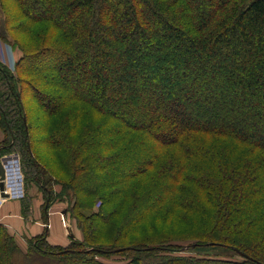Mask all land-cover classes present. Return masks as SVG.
<instances>
[{
  "label": "trees",
  "instance_id": "16d2710c",
  "mask_svg": "<svg viewBox=\"0 0 264 264\" xmlns=\"http://www.w3.org/2000/svg\"><path fill=\"white\" fill-rule=\"evenodd\" d=\"M15 2L0 159L25 221L64 202L81 239L0 222V264H264V0Z\"/></svg>",
  "mask_w": 264,
  "mask_h": 264
},
{
  "label": "rangeland",
  "instance_id": "374dc122",
  "mask_svg": "<svg viewBox=\"0 0 264 264\" xmlns=\"http://www.w3.org/2000/svg\"><path fill=\"white\" fill-rule=\"evenodd\" d=\"M5 1L15 11L19 9V7L17 6L15 0H5ZM189 1H192V0H189ZM195 5H197V3H194V6ZM29 9H30V12L31 13H34V14L40 13V10H39L38 7L34 8V9H31L29 7ZM196 13L198 14L197 11H196ZM2 19H3V13H2V10L0 8V20H2ZM23 36H25V35L24 34H19L18 38L21 39L22 41H27V38H24ZM8 39H10V38H8ZM7 42L0 38V62L3 63V64H5V66H7L11 71H14V62L21 56V52H20V50L18 48H16L15 46H13L11 44V42H8V43ZM20 89H21V92H22V99L24 101V104L27 107L28 111L31 112L30 106L32 108L33 105H35V101L37 99L35 100V99H31L30 98V96H29L30 95V92L28 91V89L25 86H23V85L20 86ZM41 115L42 114H37V112L34 113V116H33L34 123L32 125H39L41 123L40 122L41 121V118H42ZM162 127H164V125H162ZM15 155L16 154H9V155L3 156L2 158H4V157H12L13 163L16 162V171H17V166L18 165H17V161L15 160ZM4 166H5V169H6V176H8V178H9V186L7 187V181L6 180H5L6 183H4V185L6 184L7 192L11 194V192L15 191V193H18L17 196L22 197L23 196V193H24L23 185H22V175L19 176L20 188H19V190H17L16 189V185H15L14 172L12 170H9V171L7 170L6 163L4 164ZM28 193L30 195H32L34 193V191L33 190H29ZM1 199L2 198L0 197V200ZM36 205H37V203H36ZM65 209H66V203H64V202H57V203L53 204V206L51 207V210L52 211H57L59 213V217L61 219L60 220V223H61L63 229L66 230V234H65L66 235V238L64 240H63V237H60L58 234H54V236H56V241L55 242L57 244H62V245H65L66 243H69L71 239H76V237L74 235L75 234V231H76V233L79 232L78 235H80V239H81V233H80V231H77L78 229H76L74 221L71 220V218H70L69 215L65 216L66 215L65 214ZM33 214H34V210H33ZM62 219H65V223H66L65 225L62 224V223H64V220H62ZM44 222H47V220H45ZM172 225L173 224H164V225L160 224V226L163 229H168ZM157 226H159V225H157ZM53 227H54V229H59L55 225H53ZM180 243H187V242L182 241ZM22 245L24 246L25 244H22ZM208 251H211V249H209ZM211 252H214V251H211ZM205 255L212 256V254L209 253V252L208 253H205ZM239 257H241V255L236 253V255L233 256L232 258L238 259ZM100 260H102L105 264H113V263L115 264L118 261V260L115 261V259L112 258V257L109 258V260H104V259H100Z\"/></svg>",
  "mask_w": 264,
  "mask_h": 264
},
{
  "label": "crops",
  "instance_id": "0c3cea01",
  "mask_svg": "<svg viewBox=\"0 0 264 264\" xmlns=\"http://www.w3.org/2000/svg\"><path fill=\"white\" fill-rule=\"evenodd\" d=\"M20 209L18 200L7 199L0 205V222L7 225L16 234L21 246L25 244L24 237L35 236L43 231H48V238L51 242L56 241L54 234L63 237V240L66 238V230L63 229L60 223L61 219L57 211L50 210L47 222H43L38 210L34 209V217L25 221ZM53 225L59 229H54ZM78 234L79 232L76 233L75 231L74 235L80 238Z\"/></svg>",
  "mask_w": 264,
  "mask_h": 264
},
{
  "label": "water",
  "instance_id": "95a60500",
  "mask_svg": "<svg viewBox=\"0 0 264 264\" xmlns=\"http://www.w3.org/2000/svg\"><path fill=\"white\" fill-rule=\"evenodd\" d=\"M7 158L8 157H4V158L0 159V197L2 199L19 197V196H17L18 193H15V191L11 192V194H10V193L6 192V189H5L6 184L4 185V183H6V181H7V187L9 186V178H8V176H6V169L4 166ZM17 158H18V156L15 155L16 160H17ZM19 184H20V181H19Z\"/></svg>",
  "mask_w": 264,
  "mask_h": 264
},
{
  "label": "flooded vegetation",
  "instance_id": "af4514ba",
  "mask_svg": "<svg viewBox=\"0 0 264 264\" xmlns=\"http://www.w3.org/2000/svg\"><path fill=\"white\" fill-rule=\"evenodd\" d=\"M17 170H18V173L20 172V169H19V161H18V158H17ZM21 175V172L19 173V176Z\"/></svg>",
  "mask_w": 264,
  "mask_h": 264
},
{
  "label": "built area",
  "instance_id": "2783aa9c",
  "mask_svg": "<svg viewBox=\"0 0 264 264\" xmlns=\"http://www.w3.org/2000/svg\"><path fill=\"white\" fill-rule=\"evenodd\" d=\"M64 224H65V222H64Z\"/></svg>",
  "mask_w": 264,
  "mask_h": 264
}]
</instances>
